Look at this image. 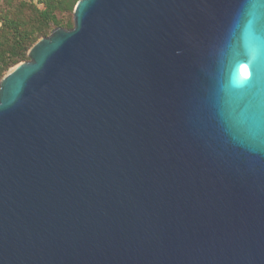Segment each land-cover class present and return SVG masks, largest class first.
Instances as JSON below:
<instances>
[{
  "label": "water",
  "instance_id": "obj_1",
  "mask_svg": "<svg viewBox=\"0 0 264 264\" xmlns=\"http://www.w3.org/2000/svg\"><path fill=\"white\" fill-rule=\"evenodd\" d=\"M28 56L0 264H264V0H78Z\"/></svg>",
  "mask_w": 264,
  "mask_h": 264
},
{
  "label": "trees",
  "instance_id": "obj_2",
  "mask_svg": "<svg viewBox=\"0 0 264 264\" xmlns=\"http://www.w3.org/2000/svg\"><path fill=\"white\" fill-rule=\"evenodd\" d=\"M77 1L0 0V80L10 67L29 59L28 50L39 38L56 27H73Z\"/></svg>",
  "mask_w": 264,
  "mask_h": 264
},
{
  "label": "bare ground",
  "instance_id": "obj_3",
  "mask_svg": "<svg viewBox=\"0 0 264 264\" xmlns=\"http://www.w3.org/2000/svg\"><path fill=\"white\" fill-rule=\"evenodd\" d=\"M243 73H244V70L236 71V74H235V77H234V81L236 82V84H237V81L240 79V77L243 75Z\"/></svg>",
  "mask_w": 264,
  "mask_h": 264
},
{
  "label": "snow or ice",
  "instance_id": "obj_4",
  "mask_svg": "<svg viewBox=\"0 0 264 264\" xmlns=\"http://www.w3.org/2000/svg\"><path fill=\"white\" fill-rule=\"evenodd\" d=\"M245 74L247 75V72H245ZM237 83H242V82L237 81ZM259 112H260V105H257V114L258 115H259Z\"/></svg>",
  "mask_w": 264,
  "mask_h": 264
},
{
  "label": "rangeland",
  "instance_id": "obj_5",
  "mask_svg": "<svg viewBox=\"0 0 264 264\" xmlns=\"http://www.w3.org/2000/svg\"><path fill=\"white\" fill-rule=\"evenodd\" d=\"M41 6V4H39Z\"/></svg>",
  "mask_w": 264,
  "mask_h": 264
}]
</instances>
